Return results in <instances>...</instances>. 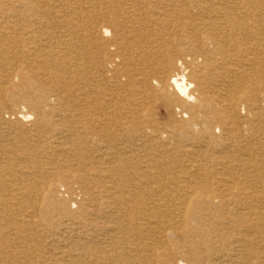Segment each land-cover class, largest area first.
Returning a JSON list of instances; mask_svg holds the SVG:
<instances>
[{
    "label": "bare ground",
    "instance_id": "obj_1",
    "mask_svg": "<svg viewBox=\"0 0 264 264\" xmlns=\"http://www.w3.org/2000/svg\"><path fill=\"white\" fill-rule=\"evenodd\" d=\"M263 54L264 0H0V236L33 229L31 190L69 258L38 238L21 264H264Z\"/></svg>",
    "mask_w": 264,
    "mask_h": 264
},
{
    "label": "rangeland",
    "instance_id": "obj_2",
    "mask_svg": "<svg viewBox=\"0 0 264 264\" xmlns=\"http://www.w3.org/2000/svg\"><path fill=\"white\" fill-rule=\"evenodd\" d=\"M163 40H166V38ZM171 40L175 41V38H171ZM160 42H161V40H160ZM164 50L165 51L168 50L172 54V50L168 49V47L164 48ZM164 50H163V52H165ZM263 57H264V54L260 58H263ZM254 82L257 84H263V83H258L256 81H254ZM3 105L5 106L4 107L5 109H3V112H4L3 120L9 121V122L15 121L18 114L20 112H22L21 108L25 107L24 100L22 98L21 99L17 98V100L15 102H12V101L9 102V101L5 100ZM50 105L51 106L53 105V107H55V109H54L55 114H57L58 112H61V111H67L68 112V110H70V108L68 106H64L61 103L52 102V104H50ZM8 111H9V113H8ZM241 112H243V111L240 108V113ZM68 125L69 124L67 121H60V120L57 121V129L68 128L69 127ZM27 127H29V125H27ZM48 160H47L48 165H52L51 162H55L53 157H50V159H48ZM45 166H47V165H45ZM64 170H69V169H64ZM261 176H259V178L255 179V180L253 179L252 180L253 183L251 182L253 187L259 186L258 187L259 189L258 188L257 189L260 190V192H258L256 190V195L258 197L257 198L258 200H259V198H262L264 195V177H263L264 174ZM15 183H16V185H18V181H16ZM256 184H260V185H256ZM4 194H6V193H4ZM55 194H56L57 199L60 200V202H61L60 203L61 206H58V209L61 207L62 211H65V209H67L68 211L73 212V213H75V212H77L78 214L83 213L84 209H85L84 207H87L89 204V196L87 195V193H85L81 184L76 179H74V181H71V180L66 181L63 179H58L56 181V185H55ZM26 195L28 196V198H30L31 203L29 202V205L26 207L25 210H26V213L31 216V218L26 219L23 216H20L18 211L15 212L14 216L16 217L17 220L24 221L25 223H26V221H27V223H30V221L34 222L35 225H34L33 229L22 235L21 238L23 240L17 241V240H11L9 238L4 239L2 236H0V240L2 242L7 243V247H8L7 251L9 253H11L12 255H15V263L14 264H19V263L21 264L24 256H25L24 259H27L29 261H31L33 259L31 262H35L34 257H36L38 255H36V253H34L33 251L30 252V250H28V248L25 246V243H30L32 241H40L38 238L42 239L43 243L46 242L49 245L50 250L47 251V252H49V256H52V257L56 256L59 259V261H61L62 263L66 262L67 260H69V258L66 256L67 255L66 250L64 251L60 248L61 243L59 244V241H60L59 237L56 238L53 236V234H54L53 228L60 221V219H64L63 217L65 215V212H63L61 214L59 213L58 215H55V213L49 211V209L47 207L46 200L41 199L40 194L37 192L34 193V191L29 190L26 193ZM30 195H31V197H30ZM19 197H22V196L16 191H14V193L9 195L10 199H14V198L16 199V200H14L16 203H21L23 201V200L18 199ZM34 201L37 202V207L35 209L32 206V202H34ZM45 213H46V216L49 217V219H50L49 221L42 219V216ZM53 221L57 222V223L54 224ZM74 254L76 255L77 252ZM262 254H264V252ZM40 255H42V253ZM46 256H48V254H46ZM20 258H22V259H20ZM28 258H30V259H28ZM61 262H59V264ZM10 264H12V263H10ZM49 264H51V263H49Z\"/></svg>",
    "mask_w": 264,
    "mask_h": 264
}]
</instances>
